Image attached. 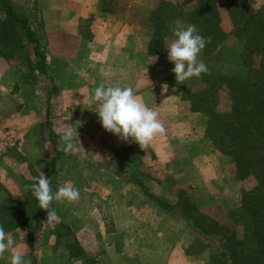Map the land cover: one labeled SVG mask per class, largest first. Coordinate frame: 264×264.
Masks as SVG:
<instances>
[{
    "label": "rangeland",
    "instance_id": "rangeland-1",
    "mask_svg": "<svg viewBox=\"0 0 264 264\" xmlns=\"http://www.w3.org/2000/svg\"><path fill=\"white\" fill-rule=\"evenodd\" d=\"M158 1L9 0L38 39L44 58L40 73L32 45L21 33L0 41V224L11 225L6 232L32 264H229L213 239L191 227L177 209L166 211L151 198L169 206L192 205L208 228L212 222L226 225L225 211L236 203L239 191L253 184L236 181L229 159L204 139L203 114L198 113L203 134L198 137L191 129L190 139L184 128L179 131L173 124L170 130L154 100L141 97L148 89L169 87L180 94L178 111L189 110L181 91L168 85L174 64L166 49L174 38L164 40L158 56H142L149 30L136 19L137 8L151 9ZM248 1L254 9L264 5V0ZM215 4L225 34L218 62L228 65L238 60L241 47L231 36L226 0ZM134 52L136 81L131 88L159 112L166 128L146 150L135 143L136 151L131 145L120 147L125 142L103 129L95 112L98 105L89 102L101 83L114 86L106 79L115 59ZM218 99L217 111L224 112L225 93ZM66 124L77 128L81 145L72 154L60 142ZM165 139L186 152L185 159L168 156ZM40 175L50 180L53 192L65 183L80 192L74 203L53 202L59 218L53 226L26 189ZM26 223L38 226L31 249L21 226ZM10 259L8 251L0 264H10Z\"/></svg>",
    "mask_w": 264,
    "mask_h": 264
},
{
    "label": "trees",
    "instance_id": "trees-1",
    "mask_svg": "<svg viewBox=\"0 0 264 264\" xmlns=\"http://www.w3.org/2000/svg\"><path fill=\"white\" fill-rule=\"evenodd\" d=\"M226 3L231 36L241 47L238 60L228 65L218 62V47L225 34L219 28L215 0L173 3L160 0L154 8H137L136 19L149 30L148 57L161 54L166 38H175L170 29L177 19L185 26L195 25L207 39L201 60L211 62L207 66L209 72L184 84H177L173 74L168 85L181 91V100L188 103L190 112L205 116L204 139L213 151L229 159L234 179L251 180L253 184L248 190L239 191L236 203L225 211L226 225L212 222L208 228L201 225L205 223L204 216H197V209L192 205L177 202L169 206L158 198H151L166 211L177 209L191 227L213 239L229 264L243 261V264H264V5L254 9L248 0H226ZM0 13L4 16L0 22V41L13 32L21 33L32 45V54L37 59L35 69L43 73L44 58L39 52V41L26 27V20L16 16L9 0H0ZM220 92L225 93L228 101L224 112L217 111ZM2 225L5 231L11 228L10 224ZM21 226L26 229V242L31 249V238L38 226L29 223Z\"/></svg>",
    "mask_w": 264,
    "mask_h": 264
},
{
    "label": "clouds",
    "instance_id": "clouds-1",
    "mask_svg": "<svg viewBox=\"0 0 264 264\" xmlns=\"http://www.w3.org/2000/svg\"><path fill=\"white\" fill-rule=\"evenodd\" d=\"M170 31L175 38L166 50L168 60L174 64L172 72L175 74L176 83L184 84L190 78H199L208 73L206 64L199 59L208 41L198 32L196 26H185L177 19ZM102 75L106 77L108 73L103 72ZM89 102L98 105L95 112L105 131L124 142L137 143L142 150H146L155 137L166 134L159 112L147 106L131 87H106L101 83L94 89ZM77 124L79 125V122ZM59 135L66 154H72L81 148L77 128L74 129L73 124H66ZM32 181L26 189L30 190L38 201V207L47 212L46 223L49 226H53L59 219L52 207L54 201L71 204L80 198L79 190L70 183L59 186L58 190L53 192L51 182L45 175L32 177ZM15 245L12 234L6 232L0 224V259L4 258L6 252L11 251L10 264H32L31 259Z\"/></svg>",
    "mask_w": 264,
    "mask_h": 264
},
{
    "label": "crops",
    "instance_id": "crops-1",
    "mask_svg": "<svg viewBox=\"0 0 264 264\" xmlns=\"http://www.w3.org/2000/svg\"><path fill=\"white\" fill-rule=\"evenodd\" d=\"M145 47L142 50V56L145 55ZM124 54L119 60V58L115 59L114 68L109 67V78L106 79L109 85H119L121 87H133L135 78V67L137 65L135 52L129 57H124ZM105 82V79H104ZM168 89V90H166ZM142 98L152 99L157 104L162 113V118L167 124L170 130H173V124L175 128L179 131L184 128L185 133L192 139V135L190 134L191 129L194 130L196 136L199 134H203V124L202 120L199 121V114L189 112V110L178 111L177 104L179 103L180 94L178 91H174L172 88H163V86H157L156 88H152L151 90H147L141 93ZM185 138H188L185 136ZM119 139V138H117ZM118 141V140H117ZM165 144L163 145L165 153L173 158L185 159L186 152L182 153L178 151V146H172L168 144L167 139L164 140ZM117 144V143H116ZM119 145V143H118ZM132 147V151H136V144L133 142H125L120 144L121 148H125L130 146ZM182 175V174H181Z\"/></svg>",
    "mask_w": 264,
    "mask_h": 264
}]
</instances>
